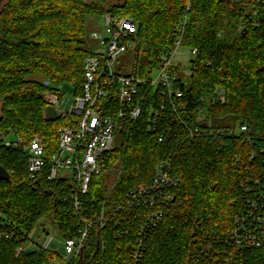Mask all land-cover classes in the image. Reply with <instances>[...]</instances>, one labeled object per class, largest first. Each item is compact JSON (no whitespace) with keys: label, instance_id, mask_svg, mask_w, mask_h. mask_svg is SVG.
<instances>
[{"label":"trees","instance_id":"obj_1","mask_svg":"<svg viewBox=\"0 0 264 264\" xmlns=\"http://www.w3.org/2000/svg\"><path fill=\"white\" fill-rule=\"evenodd\" d=\"M107 13L130 17L137 25L130 37L137 77L148 78L160 53L174 46L175 25L182 17L186 22L181 45L196 53L187 85L178 83L181 75L177 79L184 92L179 100L186 104L181 118L172 109L178 99L161 87H142L140 118L122 122L115 130L113 149L102 157L103 168L92 176L83 198L84 215L95 219L102 207L108 212L130 188L149 181L155 163L169 156L178 182L160 223L145 240L143 264H264V248L210 237L232 229L243 201L240 184L254 169L248 154L255 144L264 143L261 0H3L0 165L9 178H0V264L51 263L57 256L54 250L27 249L15 255L41 219L55 226L63 239L78 234L79 225L63 199L64 183L47 181L46 167L29 179L22 146L38 136L48 154L56 149L58 128L65 120L46 117L43 94H61L58 87L65 84L80 92L83 59L94 52L87 39L94 27L87 31L88 21ZM216 85L225 90L222 104L209 102ZM202 107L214 129L245 124V135L253 143L242 135L189 137L188 128L202 123ZM154 110L158 115L151 124ZM9 132L19 136L22 145H5ZM4 232L10 233L6 237ZM133 241L132 234L117 235L111 221L102 228L93 224L82 253L71 264H129Z\"/></svg>","mask_w":264,"mask_h":264},{"label":"built area","instance_id":"obj_2","mask_svg":"<svg viewBox=\"0 0 264 264\" xmlns=\"http://www.w3.org/2000/svg\"><path fill=\"white\" fill-rule=\"evenodd\" d=\"M188 7L189 3L186 8ZM102 17L104 26L109 30V38L103 39L99 33H91L96 34L105 45L102 51L93 52L83 59L80 92L76 94L71 85V98L64 97L63 86L58 87V90L62 91L61 94L58 91H47L43 94L49 109L46 117L65 120V124L58 128L56 149L48 154L38 136L22 148L27 155L29 179H35L46 167L47 181L60 180L64 183L63 199L69 202L71 216L79 225L77 235L63 239L62 245L66 255L75 258L82 253L93 224L102 228L111 221L117 235H133L129 264H143L145 240L150 231L160 223L164 205L172 197L171 189L178 182L177 176L172 173L169 156L155 163L149 181L130 188L126 196L114 203L108 212L102 207L95 219L84 215L83 198L88 193L92 176L99 174L103 168L102 157L113 149L115 130L122 122H135L140 118L142 87L163 88V92L168 96L178 99L172 102V109L177 116L181 118L185 113L186 104L179 100L184 95L181 86L187 85V77L194 67L190 65L184 69L186 77H180V86L177 83L179 74L174 58L178 53L177 48L181 45L186 18L182 17L175 25L174 46L160 53L158 66L149 69L148 78H141L135 76L134 70L129 75H120L113 69L118 55L132 47L130 37L137 32L136 23L130 17H117L109 13ZM253 24L257 26L258 21L254 20ZM190 50L194 58L196 49ZM225 99L224 88L216 85L209 102L222 104ZM202 100L207 101V96L204 95ZM205 112V107L199 109L198 119L202 123L188 128L189 137L222 139L242 135L245 140L253 143L245 135V124L214 129L211 122L206 120ZM153 114L151 124L156 122L158 111L154 110ZM4 144L22 145L19 136H16L15 140L4 138ZM248 160L253 163L254 169L240 184L243 201L234 215L233 227L230 231L210 237L238 246L264 248V143L254 145L248 154ZM239 162L240 159L237 160V163ZM9 233L4 232V235L7 237ZM51 238L49 232L41 228L35 237L28 241V245L16 248L15 255L18 256L30 245L47 249Z\"/></svg>","mask_w":264,"mask_h":264},{"label":"rangeland","instance_id":"obj_3","mask_svg":"<svg viewBox=\"0 0 264 264\" xmlns=\"http://www.w3.org/2000/svg\"><path fill=\"white\" fill-rule=\"evenodd\" d=\"M92 26L94 27L93 31L95 33H99L103 39L109 38V30L107 27L104 26L103 17L94 18L93 20H89L87 31H89V29ZM87 39H88L89 47L92 51L100 52L104 48L105 44H102L100 42V39L97 38L96 34H91V32L89 31ZM176 52L178 53L176 54L174 58V63L178 68L177 73L181 75L182 77H186L184 69L190 66V61L193 59V55L191 53L190 48L184 47L182 45H180L177 48ZM134 63H135V49L133 47H128L127 49H125L118 55L117 61L113 69L117 74L129 75L134 70ZM62 91L64 92V97H68V98L72 97L73 88L71 87L70 84L63 85ZM4 138L7 140H15L16 136L12 132H9L7 136H4ZM1 173H2V169L0 167V175ZM41 228L42 229L46 228L47 229L46 231L49 232V236L52 237L49 248L43 249V250H54L57 252V256L51 261L50 264H63L64 262L72 263L73 258L71 256L66 255V253L64 252L63 245H62L63 238H61V236L59 235L56 227L49 225L45 221V219H41L39 221L34 231L31 233L30 241L35 237L36 233ZM28 244L29 242L27 241L25 245H28ZM28 249L29 250L39 249V247L35 245H30L28 246Z\"/></svg>","mask_w":264,"mask_h":264},{"label":"water","instance_id":"obj_4","mask_svg":"<svg viewBox=\"0 0 264 264\" xmlns=\"http://www.w3.org/2000/svg\"><path fill=\"white\" fill-rule=\"evenodd\" d=\"M2 169V173L0 175V178H9V174L3 169V167L0 165Z\"/></svg>","mask_w":264,"mask_h":264},{"label":"flooded vegetation","instance_id":"obj_5","mask_svg":"<svg viewBox=\"0 0 264 264\" xmlns=\"http://www.w3.org/2000/svg\"><path fill=\"white\" fill-rule=\"evenodd\" d=\"M2 2H3V0H0V5H1Z\"/></svg>","mask_w":264,"mask_h":264},{"label":"crops","instance_id":"obj_6","mask_svg":"<svg viewBox=\"0 0 264 264\" xmlns=\"http://www.w3.org/2000/svg\"><path fill=\"white\" fill-rule=\"evenodd\" d=\"M90 32L92 33V32H94V31L92 30V31H90Z\"/></svg>","mask_w":264,"mask_h":264}]
</instances>
